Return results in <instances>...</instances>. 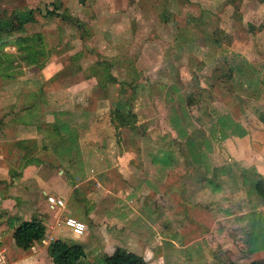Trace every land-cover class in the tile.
Masks as SVG:
<instances>
[{
  "label": "rangeland",
  "instance_id": "1",
  "mask_svg": "<svg viewBox=\"0 0 264 264\" xmlns=\"http://www.w3.org/2000/svg\"><path fill=\"white\" fill-rule=\"evenodd\" d=\"M29 10L34 21L22 34L40 33L48 50L38 56L47 60L39 74L43 92L39 70L17 59L15 48H2L14 61L0 72L3 82L17 79L18 85L33 78V98L24 105L35 107L40 97H48L49 126L39 131L45 143L58 139L55 123L75 136L74 158L98 162L96 152L106 158L116 150L136 160L170 158L178 177L176 219L187 232L161 236L154 253L163 264H264V250L246 249L249 223L264 224V208L253 192L247 196L237 166L219 145L233 125L228 115L235 111L233 95H245L228 68H240L246 59L264 68V5L258 0H0L1 20ZM124 102L133 124L120 125L114 116L110 121L111 110L123 111ZM239 106L251 112L260 108L253 102ZM223 110L228 114L219 117ZM188 191L192 199L184 197Z\"/></svg>",
  "mask_w": 264,
  "mask_h": 264
},
{
  "label": "crops",
  "instance_id": "2",
  "mask_svg": "<svg viewBox=\"0 0 264 264\" xmlns=\"http://www.w3.org/2000/svg\"><path fill=\"white\" fill-rule=\"evenodd\" d=\"M259 66L247 59L240 68L231 66V79L234 76L245 95L234 94V113L223 110L219 116L228 114L233 120L219 145L221 154L235 166L257 167L258 161L264 163V113L259 115L264 106V68ZM42 71L35 73L40 93L45 82L39 79ZM1 79L0 72V256L6 264H51L47 246L54 240L80 245L84 255L80 264H95L100 257L111 256L115 249L132 253L146 264H163L154 253L161 236L168 232L186 237L187 232L176 219L178 177L173 174L176 170L170 158L162 165L158 159L136 160L116 150L115 155L106 158L96 152L98 162H92L85 156L72 157L75 144L67 156L60 140L47 145L39 135L48 125V97H40L35 107L32 102L24 105L25 100L33 98V78L23 85H18L17 79ZM19 90L29 94L23 97ZM248 102L259 104L258 111L239 106ZM212 162L216 167V160ZM47 196L61 199L62 209L48 207ZM187 196L192 199L191 192L184 194ZM188 211L192 218L191 204ZM182 214L186 218V212ZM65 218L84 224L81 237H72L68 229L56 226ZM31 219L41 222L44 237L52 241L43 239L27 250L18 249L12 241L13 228ZM215 224L216 221L212 225Z\"/></svg>",
  "mask_w": 264,
  "mask_h": 264
},
{
  "label": "trees",
  "instance_id": "3",
  "mask_svg": "<svg viewBox=\"0 0 264 264\" xmlns=\"http://www.w3.org/2000/svg\"><path fill=\"white\" fill-rule=\"evenodd\" d=\"M259 3L264 5V0H258ZM41 14V13H40ZM34 21L33 11H25L17 13L14 18L0 19V67L14 61L13 57L8 53L2 51V48L11 47L16 49L18 58L25 62L27 66L37 67V70H41L47 63V60L39 61L38 56L43 57L44 53H48L46 50L43 37L40 33H34L31 35H23V26ZM17 34V37L13 38V35ZM44 52V53H43ZM49 56V54H48ZM80 56V53H75L69 57L70 61H74ZM46 59V58H45ZM5 69V68H3ZM229 78L231 80V68H228ZM109 83H112V77L107 78ZM128 102V101H127ZM124 110H111L110 121L114 118L120 122V125L133 124L134 116H132L129 107L124 102ZM128 120V121H127ZM53 130L57 131L60 145L66 150L64 153L69 156L72 146L75 144V136L65 128L57 126L52 123ZM60 130L64 131V136L60 134ZM186 138V136L182 137ZM56 140V141H57ZM55 141V142H56ZM53 142V143H55ZM162 164L167 161L166 155L160 158ZM242 164H247L242 162ZM257 167L246 166L240 167L237 165L235 168L238 171V177L241 184L247 189L246 194L249 196L251 192L254 193L256 198L259 200V205L264 208V163L258 161ZM246 166V167H244ZM234 168V167H232ZM259 168L260 171L257 169ZM220 173V170L218 171ZM261 175V176H260ZM212 184L214 190L217 189V185L212 181H207ZM249 235L246 241V249L250 254L261 252L264 250V224L250 221ZM45 228L41 222L37 219H31L29 221L19 222L12 231V241L16 248L21 250L29 249L34 243L40 242L44 239ZM47 254L50 258L51 264H80L81 258H83V251L80 245L76 243H65L61 240H54L47 246ZM95 264H146L140 257L125 252L124 250L115 249L111 256H102ZM248 264H257L250 262Z\"/></svg>",
  "mask_w": 264,
  "mask_h": 264
},
{
  "label": "built area",
  "instance_id": "4",
  "mask_svg": "<svg viewBox=\"0 0 264 264\" xmlns=\"http://www.w3.org/2000/svg\"><path fill=\"white\" fill-rule=\"evenodd\" d=\"M45 202L48 207L53 209H62L64 203L61 199H55L51 196H47L45 198ZM56 226H61L69 230L70 235L75 238H79L83 235L85 226L82 222L77 221L73 218H65L63 220L57 221ZM45 241L51 242V238L49 236L44 237ZM0 264H6L4 259L0 256Z\"/></svg>",
  "mask_w": 264,
  "mask_h": 264
}]
</instances>
